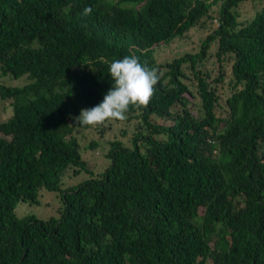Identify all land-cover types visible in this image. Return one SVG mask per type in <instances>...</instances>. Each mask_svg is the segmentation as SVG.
Returning a JSON list of instances; mask_svg holds the SVG:
<instances>
[{"label":"trees","instance_id":"obj_1","mask_svg":"<svg viewBox=\"0 0 264 264\" xmlns=\"http://www.w3.org/2000/svg\"><path fill=\"white\" fill-rule=\"evenodd\" d=\"M247 1L0 0V99L11 109L0 121V264H264V7L238 23ZM215 6L197 52L156 62L157 46L205 27ZM133 54L163 77L127 113L131 147L110 142L109 166L62 191L64 174L87 171L74 132L124 122L74 118L103 101L110 62ZM42 188L60 193L59 217L18 218Z\"/></svg>","mask_w":264,"mask_h":264},{"label":"rangeland","instance_id":"obj_2","mask_svg":"<svg viewBox=\"0 0 264 264\" xmlns=\"http://www.w3.org/2000/svg\"><path fill=\"white\" fill-rule=\"evenodd\" d=\"M264 7V3L259 0L247 1L239 5L237 11L239 17L238 23L246 24L249 22L257 12L261 11ZM219 8L217 6L212 8L211 14L214 18L212 22H208L203 28H192L182 38L173 40L169 44H162L157 46L154 50V56L158 64H163L166 61H170L175 57L184 55L185 53H195L198 51L200 43L211 33L218 24ZM217 21V22H216ZM219 63L215 58H210L205 62L204 70L210 72L213 77L218 75ZM221 67L224 73V82L218 84V92L222 98L229 94L227 90V82L230 77L231 62L224 61L221 63ZM1 82L7 86L20 87L27 83L25 77L18 79H11L6 77ZM190 85V89L194 92V88L191 79L187 81ZM193 103H190L188 109L191 113L198 110V100L191 99ZM10 101L0 99V121H5L11 115V109L9 107ZM176 109V108H175ZM159 124H169L168 121H160L156 119ZM135 120L130 122L109 123L102 126L79 129L78 132H74V136L79 144V152L83 161L86 162L87 171L81 170L78 174H72L68 172L61 177L60 189L66 190L77 186L78 184L88 180L91 176H96L101 173L106 167L109 166L110 161L105 157V154L109 148V143L112 141L121 142L126 147H131L130 139L134 133ZM104 128V129H103ZM93 147H90V145ZM38 203L28 204L26 202H19L15 208V214L18 218L26 216H34L38 219L46 220L50 217L58 218L59 211L62 208L61 196L57 191H48L46 189H40L38 191Z\"/></svg>","mask_w":264,"mask_h":264},{"label":"clouds","instance_id":"obj_3","mask_svg":"<svg viewBox=\"0 0 264 264\" xmlns=\"http://www.w3.org/2000/svg\"><path fill=\"white\" fill-rule=\"evenodd\" d=\"M91 12L92 8L86 7L82 14L88 16ZM108 71L112 87L102 102L82 109L74 118L78 126H97L110 119L126 120L130 107L147 105L154 98L156 86L163 77L161 69L142 63L134 54L111 61Z\"/></svg>","mask_w":264,"mask_h":264},{"label":"built area","instance_id":"obj_4","mask_svg":"<svg viewBox=\"0 0 264 264\" xmlns=\"http://www.w3.org/2000/svg\"><path fill=\"white\" fill-rule=\"evenodd\" d=\"M217 22V21H216Z\"/></svg>","mask_w":264,"mask_h":264}]
</instances>
